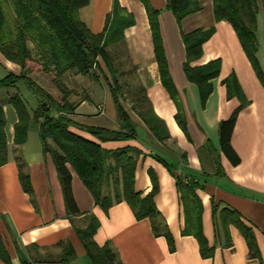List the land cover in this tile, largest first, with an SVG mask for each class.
Returning a JSON list of instances; mask_svg holds the SVG:
<instances>
[{
    "label": "crops",
    "instance_id": "crops-1",
    "mask_svg": "<svg viewBox=\"0 0 264 264\" xmlns=\"http://www.w3.org/2000/svg\"><path fill=\"white\" fill-rule=\"evenodd\" d=\"M148 1L160 12L168 77L177 101L164 85L142 0H91L80 11V17L97 35L106 32L108 18L115 13L117 4L135 18L136 24L125 31L123 47L134 69L137 88L147 96L151 111L145 110L138 97L128 107L123 104L136 126V137L101 144L111 152L132 148L140 153L135 190L144 200L156 187L157 223L168 229L174 250L164 234H155L150 218L139 220L127 201H117L113 179L104 189L105 195L113 199V206L106 212L69 166L73 193L81 211V215L71 216L57 166L52 155L45 151L40 122L32 121L25 143L17 145L19 116L7 103L10 91L0 88V106L4 105L7 118L9 156L7 164L0 168V241L11 264H24L23 257L31 264H63L59 262L63 244H70L77 256L69 264H93L77 233L88 227L91 217L100 222L95 242L101 248L109 246L117 255L118 264H264V86L232 24L216 21L214 0H199L202 10L187 17L182 30L190 34L215 29L203 45L201 58L191 64L193 68L220 64L219 76L210 81L213 92L204 100L199 85L186 74L187 52L182 30L168 0ZM1 57L0 79L21 75L19 65ZM258 59L264 71V46L259 45ZM78 77L83 79L75 73L65 78L66 85L75 92L72 102L77 105L71 130L97 142L82 127L120 129L117 104L113 92L101 79L97 85L82 87L81 91L73 86L76 80L72 82ZM231 77H235L237 86L230 97L226 81ZM19 91L30 111L36 112L39 101L33 93L25 85H20ZM82 94L85 98L80 101ZM99 105L105 106L104 116L97 113ZM179 115L184 118L186 131L179 124ZM234 116L237 124L232 147L240 159L238 165L223 153L220 137L221 123ZM21 175L29 178L31 193L25 191ZM120 182L122 191V175ZM180 182L198 185L203 233L209 248L214 249L211 258L202 256L194 236L184 234L187 217ZM225 210L237 212L242 225L255 235L257 255L236 224L229 223L226 228ZM0 264L7 263L0 257Z\"/></svg>",
    "mask_w": 264,
    "mask_h": 264
},
{
    "label": "trees",
    "instance_id": "trees-1",
    "mask_svg": "<svg viewBox=\"0 0 264 264\" xmlns=\"http://www.w3.org/2000/svg\"><path fill=\"white\" fill-rule=\"evenodd\" d=\"M146 5L151 29L153 32L157 60L160 65L164 85L177 101L176 93L168 77V67L159 26V11L154 10L148 0H142ZM91 0H0V53L10 62L22 68L20 76L8 75L0 79V88L10 91L7 103L12 105L19 116L16 125V144L22 145L27 139V133L32 121L40 122L41 135L45 151L50 153L57 166L63 186L67 211L71 216L81 215L73 193V175L71 166L80 176L85 186L93 194L95 201L104 211L113 206L111 196H106L105 186L114 180L117 201L125 200L135 211L139 220L150 218L155 234H164L174 250V241L168 229L158 225L159 212L155 203L157 189L144 200L135 190V174L139 152L132 148L106 150L101 143L109 141H124L136 137V126L123 106L119 91L113 90L117 104L121 128L118 130L101 127H82L90 133L97 142L88 140L73 132L77 105L72 102L75 94L65 83V76L76 73L79 76L91 77L100 81L98 70L103 71L100 58L106 63L118 84L114 62L107 50L124 46L125 31L136 24L135 18L118 4L115 13L107 21L104 34H93L82 21L80 11L90 5ZM7 6L11 7L14 27H9ZM168 7L173 11L182 30L184 20L202 10L199 0H168ZM264 10V0H214V15L217 22L227 21L234 27L245 53L251 61L260 81L264 86V71L259 59V42L257 38L258 15ZM215 29L195 31L182 37L187 52L185 67L188 78L197 83L204 100L213 92L210 81L220 74V64L213 63L204 67L193 68L191 64L199 60L203 54V45L214 35ZM29 43L37 47V55H33ZM229 96L237 86L235 77L226 81ZM25 85L39 101V109L31 112L29 106L19 91V86ZM120 90V88H119ZM138 101L150 112V103L141 93ZM145 111V112H146ZM142 115V114H141ZM178 121L183 130L186 124L183 116ZM237 124L236 116L221 123L220 137L223 153L238 165L240 159L232 147V137ZM7 118L4 105L0 106V168L7 164L8 141L5 128ZM22 167V163H21ZM122 175L123 189L120 177ZM21 181L26 192L31 193L29 178L21 175ZM197 184L191 186L179 183L181 200L185 209L187 224L184 234L194 236L201 248L204 258H211L214 249L209 248L202 228V203L196 193ZM225 218L229 223L236 224L245 234L251 251L258 254L255 235L246 229L240 215L235 211L225 210ZM100 228L96 217H91L86 229L77 230L93 264H118L117 255L109 246L101 248L94 237ZM59 262L69 264L76 259L74 248L63 244ZM0 257L11 264L10 257L0 241ZM23 257V256H22ZM24 264H31L22 258Z\"/></svg>",
    "mask_w": 264,
    "mask_h": 264
},
{
    "label": "rangeland",
    "instance_id": "rangeland-1",
    "mask_svg": "<svg viewBox=\"0 0 264 264\" xmlns=\"http://www.w3.org/2000/svg\"><path fill=\"white\" fill-rule=\"evenodd\" d=\"M7 13H8L9 27L13 28L14 27V18L12 16L11 7L7 6ZM257 26H258V28H257L258 42H259V45H261L263 47L264 46V10H261L259 15H258ZM29 46L33 52V55L35 57H38L37 47L32 43H29ZM107 52L114 62V66H115V70H116V77L118 79V84L115 83V79H114L112 73L109 71L106 63L103 61L102 58H100L99 61L102 65L103 71L101 72V70H98L97 72L100 76V79H101L103 85L107 86L111 91L117 89L119 91L118 93H119V97H120L122 104H125V106L128 107V105L129 106L131 105V102H132V100L135 99V97L141 96V92L137 88L136 79L134 77V69L132 67L131 62H129V60H128L129 56L127 55V51L123 46H118L115 48H109L107 50ZM0 57L3 60H7L1 53H0ZM69 74H67V75H69ZM66 76H65V78H66ZM81 77H83V79L78 77L72 81V82H74L76 80L75 81L76 83H73V84H75L73 86L76 87L78 90L80 89L81 91L83 90L82 87H87V89H88L91 87V85H97V83L99 82V81H96L95 79H93L91 77H85V78H84V76H81ZM119 88H120V90H119ZM135 91L137 92V95L134 94ZM82 96L83 97L79 99L80 101H81V99L85 98L84 94H82ZM99 106L97 107V113H98V115L104 116L106 114V109L104 108L105 106L101 105L102 109H99ZM131 108H132V106H131Z\"/></svg>",
    "mask_w": 264,
    "mask_h": 264
},
{
    "label": "built area",
    "instance_id": "built-area-1",
    "mask_svg": "<svg viewBox=\"0 0 264 264\" xmlns=\"http://www.w3.org/2000/svg\"><path fill=\"white\" fill-rule=\"evenodd\" d=\"M99 109H102V106H99Z\"/></svg>",
    "mask_w": 264,
    "mask_h": 264
}]
</instances>
